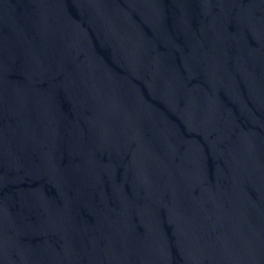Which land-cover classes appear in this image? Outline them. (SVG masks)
Returning <instances> with one entry per match:
<instances>
[{
	"label": "water",
	"instance_id": "obj_1",
	"mask_svg": "<svg viewBox=\"0 0 264 264\" xmlns=\"http://www.w3.org/2000/svg\"><path fill=\"white\" fill-rule=\"evenodd\" d=\"M0 264H264V0H0Z\"/></svg>",
	"mask_w": 264,
	"mask_h": 264
}]
</instances>
